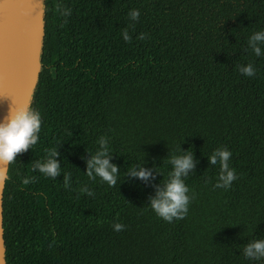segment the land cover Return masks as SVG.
I'll return each mask as SVG.
<instances>
[{
	"label": "trees",
	"instance_id": "obj_1",
	"mask_svg": "<svg viewBox=\"0 0 264 264\" xmlns=\"http://www.w3.org/2000/svg\"><path fill=\"white\" fill-rule=\"evenodd\" d=\"M45 5L44 71L31 104L41 115L39 140L10 163L7 264H264L243 255L264 239V42L259 57L248 43L264 29V0ZM248 63L251 77L238 71ZM101 136L118 167L113 186L85 174ZM52 147L55 178L32 169ZM221 147L237 176L227 189L215 187L219 164L207 158ZM187 150L188 211L168 222L149 199L168 179V158ZM136 165L154 178L129 176Z\"/></svg>",
	"mask_w": 264,
	"mask_h": 264
},
{
	"label": "clouds",
	"instance_id": "obj_2",
	"mask_svg": "<svg viewBox=\"0 0 264 264\" xmlns=\"http://www.w3.org/2000/svg\"><path fill=\"white\" fill-rule=\"evenodd\" d=\"M65 15L68 10H65ZM139 10L131 9L128 12L130 20L136 21L139 18ZM123 39L128 41L130 36L127 30L123 33ZM143 38V34L140 35ZM257 42H264V29L253 32L248 40L252 53L255 56H261V48ZM238 71L246 76H253L255 68L251 63L244 66H238ZM41 126V115L38 111L31 108L13 107L9 109L7 116L0 120V162L11 163L16 160L18 154L32 148L39 140V132ZM99 147L94 154L86 161L85 174L89 179L100 178L109 186L117 183L118 167L110 163L111 155L108 147V138L101 136L98 138ZM59 155L55 147L46 150V156L41 160L37 159L32 164V169L38 171L45 177L55 178L61 173L60 161L56 159ZM231 152L224 147L213 150L209 155L208 161L211 165L219 164V172L215 187L227 189L231 182L237 176L235 170L229 166ZM172 168L168 173V179L157 187L155 195L150 197L149 205L154 213L165 221L171 222L173 218L181 219L188 211V205L191 197L189 196V188L185 184L184 178L194 168L192 152L189 150L182 152L180 155H172L169 158ZM129 176L147 181L149 177H153V171L142 165H136L128 169ZM71 174L64 173V187L70 186ZM35 177H24L22 183L28 184ZM82 192L92 195L91 190L85 185L81 188ZM124 225L115 223L114 230H121ZM243 255L245 258L254 261L264 259V239L252 240L243 247Z\"/></svg>",
	"mask_w": 264,
	"mask_h": 264
},
{
	"label": "water",
	"instance_id": "obj_3",
	"mask_svg": "<svg viewBox=\"0 0 264 264\" xmlns=\"http://www.w3.org/2000/svg\"><path fill=\"white\" fill-rule=\"evenodd\" d=\"M45 0H0V120L10 108H31L42 64ZM10 163L0 162V264H7L4 191Z\"/></svg>",
	"mask_w": 264,
	"mask_h": 264
}]
</instances>
